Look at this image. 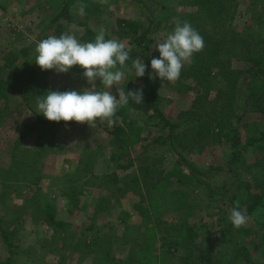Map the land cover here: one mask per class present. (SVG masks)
Listing matches in <instances>:
<instances>
[{"label":"rangeland","instance_id":"374dc122","mask_svg":"<svg viewBox=\"0 0 264 264\" xmlns=\"http://www.w3.org/2000/svg\"><path fill=\"white\" fill-rule=\"evenodd\" d=\"M201 1L108 0L101 4L81 0L87 5L86 14L78 16L71 11L77 0H0V82L8 84L10 96L0 116V228L9 232L13 245L9 248L0 235L1 263L10 259L12 264H99L102 259L108 264H142L135 251L148 238L153 241L151 255L157 259L148 264H205L200 255L210 244L214 264H264V201L248 215L247 224L240 228L249 232L242 234L240 228H227L219 220L216 207L228 218L227 206L210 200L206 188L197 183L223 188L228 197L244 198L246 191L239 184L251 180L252 191H263L264 199V114L252 101L254 89H249L248 78L256 68L246 60L243 42L246 29L264 32V0L256 4L233 0L235 10L229 5L231 0ZM63 4L69 9V19H57ZM208 14L213 17L209 19ZM255 14L262 21L248 28ZM174 18L191 23L199 34L219 37L220 64L203 87L186 78L163 82L158 109L178 125L174 148H169L167 129L151 111H128L133 127L124 128V141L109 135L124 124L120 120L111 127L105 122L94 128L73 121L49 126L36 123L39 87L31 88L27 103L23 102L27 79L36 77L52 91L90 87L79 66L67 73L41 70L35 64L39 41L67 32L81 43L94 42L103 28L105 39H117L132 50L134 35L124 30L126 20L150 26L151 51L146 60L151 61L159 57L154 44L172 32ZM131 65L123 69L126 74L116 88H142L144 96L151 71L135 77ZM190 65L186 63L181 74L188 73ZM257 76L264 78L261 73ZM96 87L103 90L99 80ZM116 88L111 89L113 95H117ZM234 151L242 155L240 163L234 164L236 178L228 173L227 165ZM179 153L201 172L196 179L177 164ZM141 169L150 172L144 179ZM175 169L182 170V183L175 176L166 177ZM112 174L117 178L114 186L110 181L100 185ZM133 187L138 192L132 193ZM74 198H78L79 210L68 213ZM47 203L56 207L55 220L64 224L63 229L56 230L46 221ZM139 203L146 209L145 217L144 210L135 207ZM188 226L196 232L190 239L182 235ZM124 231L126 238L121 237ZM107 233L112 235V245L101 243Z\"/></svg>","mask_w":264,"mask_h":264},{"label":"clouds","instance_id":"9594fccd","mask_svg":"<svg viewBox=\"0 0 264 264\" xmlns=\"http://www.w3.org/2000/svg\"><path fill=\"white\" fill-rule=\"evenodd\" d=\"M107 2L99 0L101 4ZM86 8V4L77 0L71 11L84 16ZM173 22L175 27L172 32L153 46L159 52V57H153L150 61L152 72L149 79L158 78L169 82L178 80L183 66L191 63L194 54L203 51L205 47L204 38L191 23L179 18H174ZM105 35L106 30L101 28L94 42L81 43L74 35L65 32L59 36L51 35L37 43L35 64L41 70L67 73L73 66H79L84 70L83 77L90 85L79 91L47 90L44 95L36 97L37 111L46 120L87 123L91 128L106 122L111 127L120 120L117 116L119 107L127 105L129 100L136 104L143 103L142 88L129 91L116 88L126 74L123 69L130 57L124 43L117 39H105ZM147 68L143 60L134 59L129 70H134L135 77H143ZM97 80L103 90H97ZM113 87L117 95H113ZM228 219L234 228L239 229L247 224L249 216L246 210L241 209L239 201H236Z\"/></svg>","mask_w":264,"mask_h":264},{"label":"trees","instance_id":"16d2710c","mask_svg":"<svg viewBox=\"0 0 264 264\" xmlns=\"http://www.w3.org/2000/svg\"><path fill=\"white\" fill-rule=\"evenodd\" d=\"M136 1H138V0H136ZM241 1L243 3H245V1H249V0H241ZM250 1L252 2V4H256L259 0H250ZM205 2H206V0H202L201 4H205ZM229 5H232L231 6L232 10H235L237 8V6L233 2V0L230 1ZM217 7H218V9L220 8L219 2H218ZM219 11L221 12V9ZM219 11H218L217 15L220 14ZM183 16H185V15H182L181 17H183ZM62 17H65L66 19L70 18L69 9L66 6V4H63L62 9L60 10L59 14L57 15V19H60ZM212 17H213L212 15L208 14L209 19ZM232 20H233V18H229V21H232ZM252 21H253L254 25L251 23L248 28H254L256 25H259V22H261L262 20L259 16H257L255 14L254 20H252ZM232 22H230L231 25H232ZM123 23H124L123 27L125 28L124 30L126 31V33L130 34V35H134V46H135V48L132 50L126 49L129 53L130 59L128 61H126L125 67L131 65L132 60L142 58L143 62L146 65H148L147 69L152 72V69L150 67V61L146 60L147 56L150 54V51H151V47H150L151 45L149 42L150 39H148V36H147L149 31H150V26H146L144 28L140 24L137 25V24H134L133 22L126 21V20H124ZM199 28H201V26H199ZM200 35L204 38L205 47H204L203 51L194 54V56L192 58L191 65H190L189 72L186 74H185V72H183V74H180L179 79L180 78L191 79L192 81H195L196 83L198 82L199 85L202 86V84L204 82H206V78L210 77V73L212 72V69H214L216 67L219 68V66H220L219 59H218L219 58V54H218L219 37L212 39L213 37H211L210 34H208L207 32L204 33L203 31H202V33H200ZM244 36L245 37H244L243 42H244V48L246 51V53H245L246 57H247L246 60L249 61V63H251L253 65L252 69L256 68L255 71L250 70L251 73H249L250 76L248 78L249 79V81H248L249 85L248 86H249L250 90L254 89V91L251 93L253 104L255 106H258L259 113L264 114V78L257 76L260 73L262 75H264V73H263L264 72V32L258 30L255 33L253 31H250L249 29H246L244 32ZM252 51H254V53H252ZM247 72H243V73H247ZM239 74H240V72H239ZM179 79H178V81H179ZM27 81H28L29 86H28V88H25L24 91L21 93L22 98H23V102L27 103L26 100L28 98H27L26 94L28 93V91L31 88L39 87L38 92H37V97L44 95L45 92L47 91V89L45 88V86H46L45 82L42 81V84H41L37 80L36 77H31L30 79H27ZM163 82H165V81H161L158 78L157 79H150V85L148 86L147 93L143 96V103L136 104L134 101L129 100L127 105L118 108L117 115L119 116L120 121H122V123H124V124L122 126L117 125V127L113 128L109 132V135L111 137H113L115 139L119 138L123 141L126 140L125 137H122V135L124 134L123 133L124 128L125 127H130V128L133 127V122L127 120L128 111H130V110L137 111V112L142 111L146 114L151 111V112H153L154 117H157L159 119V123L161 124V126L164 129H167V136H166L165 140H166L167 144H169L168 145L169 148H174L173 143H174V139L176 138V135L174 133H175V130L178 128V125L174 124V123L170 122L168 119H166L164 117V115L161 113V111L158 109V105L161 102L160 89L162 88ZM36 84L38 86H36ZM251 84H253L254 87L250 86ZM8 89H9V86L7 83L0 82V102L2 101L4 104V107L0 108V110H2V113H0V116H3L4 115L3 112L7 110L5 108V104L8 103L7 101H8V98L10 97ZM26 107L29 108V105H27ZM63 122L64 121H60V122L48 121L41 115L37 116V121H36V123L38 125H43V126L56 125V124H60ZM73 122L78 123L75 121H73ZM203 125H206V123H204ZM219 125H221V122ZM33 126H34V124L32 125V127ZM222 128L220 130V133L222 131ZM135 130H139V129L136 128ZM228 133H229V135H231V132H228ZM227 136H228V134H227ZM240 155L234 151L233 154L231 155V157L228 158V160H227V165L229 166L228 173L234 178H236V176H237V174L235 173L236 168L234 167V164L240 163V161H241L239 158ZM111 159H113V156L111 157ZM177 164L182 165L183 168H185L186 170L189 171L190 176H193L195 179L197 177V174L199 175L201 173L199 170H197V168H195L193 166V164L189 163L185 159V157H183L182 154H180V153L177 156ZM118 167H120V166L118 165ZM147 170L148 169H146V170L141 169V171H140L141 178L144 179L148 175L149 171H147ZM204 175H205V173H204ZM172 176L177 177L178 183H182L183 178H182V170L181 169L180 170L175 169L166 175L167 178L172 177ZM109 181H110L111 185L113 183V186H114L117 182L116 175L112 174L109 176H105L102 179L100 185H103V186L109 185ZM133 182L137 183L138 179L134 178ZM197 183L201 184L204 188H206V192L209 193V195H210V197H208L210 200L214 199V201H219L222 204H225L227 206L226 209H228V212H229L228 216L230 214L231 208L234 206V203L236 201H239L241 209L243 208L244 210H246L248 215L255 212L258 208L260 209V207H262L261 203H262V201H264L263 191H261V192L260 191H258V192L252 191L253 187H252V181L251 180L250 181H242L239 184V186L242 187L246 191V195L244 198L236 196L235 194L228 197L226 190L223 188H220L218 190L213 185L206 183V182H200L199 180L197 181ZM135 189L138 192V188L133 187L132 193H134ZM71 205L73 206V208L72 209L68 208V210H67L68 213H71V212L73 213L74 209H78V198H74L71 201ZM140 205H141V203L137 204L135 207L141 211L144 210L143 211L144 214L142 213V215L145 217V215L147 214L146 209H144V208L142 209V207H140ZM151 207H152V203H151ZM216 211L219 213V220L222 221L223 223H226L227 228L232 227V224L229 221V219L224 217V210L221 207L217 206ZM44 212H45L44 217H45L46 221H48L49 225L56 227V230L64 228V224L61 225L60 222L55 220V217H56L55 213L57 212V210H56V207L54 206V204L47 203L45 205V211ZM53 218H54V220H53ZM227 228L224 230V232L228 231ZM194 229H195L194 226H188L185 229H183L182 235L184 237H187L188 239H190V237L193 238L192 235H196V232ZM238 231L242 234H246L249 232L248 230H245L242 228H240ZM126 233H127V231H124L122 233L121 237L126 238V236H125ZM0 235L2 236L3 241L7 244V246L9 248H11L13 245L9 240V236H10L9 232L3 228H0ZM106 235H107L106 238L101 243L104 244V242L106 241V243L108 244V241H109L110 245H112V240H111L112 235H110L109 233H107ZM263 240H264V236H263ZM92 243H94V241H92ZM152 243H153L152 240H149L148 238H146L145 240H143V242L138 246V248L135 251V256L139 255L142 257V259H141L142 264H148L152 260H153L152 263H154L157 260L155 256L151 255ZM209 244H210V242H209ZM96 245L98 248L101 247V244L98 245L97 242H96ZM105 249H107L106 255H109L108 252L110 249L108 247ZM200 257H202L204 259L205 264H214L213 257H212V245L211 244L207 245L205 252H203L200 255ZM0 264H12V263L10 262V259H9V261L7 263H1L0 262ZM99 264H108V262L100 259Z\"/></svg>","mask_w":264,"mask_h":264}]
</instances>
